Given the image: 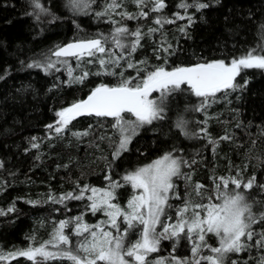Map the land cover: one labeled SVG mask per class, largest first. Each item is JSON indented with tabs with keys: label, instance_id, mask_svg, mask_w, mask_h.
Segmentation results:
<instances>
[{
	"label": "trees",
	"instance_id": "16d2710c",
	"mask_svg": "<svg viewBox=\"0 0 264 264\" xmlns=\"http://www.w3.org/2000/svg\"><path fill=\"white\" fill-rule=\"evenodd\" d=\"M84 3L82 12L75 0H0V254L14 255L0 264H78L69 257L82 254L88 231L110 229L104 206L93 207L92 189L116 183L121 208L132 193L124 176L160 156L177 168L157 226L203 217L208 205L238 196L247 232L219 263L264 264V68L234 65L264 57V0ZM90 38L100 44L89 53L52 55ZM210 63L237 66L231 83L203 93L168 87L158 115L135 126L118 155L120 120L136 116L63 115L99 87L138 88L157 71ZM62 117L68 123L60 127ZM114 223L129 249L141 225L121 215ZM196 231L167 228L138 264L173 257L210 264L217 241L204 233L197 242ZM31 249L50 254L30 259Z\"/></svg>",
	"mask_w": 264,
	"mask_h": 264
},
{
	"label": "rangeland",
	"instance_id": "374dc122",
	"mask_svg": "<svg viewBox=\"0 0 264 264\" xmlns=\"http://www.w3.org/2000/svg\"><path fill=\"white\" fill-rule=\"evenodd\" d=\"M75 3L76 5H72L75 6L73 9L76 11L81 10L84 12L88 8L84 0H75ZM120 34L121 32H118L115 36L121 37ZM54 60L57 63L65 61L59 58ZM249 64L264 68V57L245 58L234 65L246 66ZM162 72L163 70L152 73L144 83L157 78ZM162 91L163 93L157 99H154ZM169 91L163 87L160 88L154 95L153 102L151 99H145L144 97L145 113L143 116L120 120L122 123L118 127L121 138L116 151L117 155L125 149L126 138L128 140L130 132L136 130L135 126L150 123L158 115L159 104H166ZM67 123L68 119L62 117L59 126H65ZM133 123H136V125H133ZM176 168L177 163L174 158L160 156L148 164L130 171L124 176L123 181H127L131 185L132 193L125 206L121 208L117 207L114 202L116 196L114 186L116 183L108 182V187L97 190L92 189L93 207L96 205L104 206L108 215L107 225L110 226V229L97 225L96 229L88 231V239L80 245L83 250L82 254L73 252L71 254L74 258H69L78 264H138L149 252L157 249L158 239L167 228L174 234L184 229L187 232L197 230V242L203 241L204 233H212L217 243L214 246H209L208 250L210 252L207 258L210 264H220L221 258L223 260L231 251H238L242 246L243 235L247 232L248 226L245 209L238 196L221 199L222 201L220 200L217 205H208L203 217L196 216L190 221L180 218L172 223L169 222L168 218H165L163 224L157 226L159 220H161L162 209L169 195L171 179ZM119 215L126 221H134L135 224L141 225L139 239L129 249L123 247L126 236L124 229L119 230L120 227L117 226L116 232L111 230L116 217ZM88 228L91 229V227ZM51 253H53L52 250ZM42 254H50V250L31 249L25 252V255L30 259L43 256ZM12 257L14 255L0 254V260H8ZM159 264L183 263L179 258L173 257L172 263L160 260Z\"/></svg>",
	"mask_w": 264,
	"mask_h": 264
},
{
	"label": "water",
	"instance_id": "95a60500",
	"mask_svg": "<svg viewBox=\"0 0 264 264\" xmlns=\"http://www.w3.org/2000/svg\"><path fill=\"white\" fill-rule=\"evenodd\" d=\"M99 44L98 38L74 40L54 49L52 55L74 57L97 49ZM235 72V66H226L222 63L177 67L138 88L99 87L83 100L68 107L63 115L67 118L87 115L113 117L125 112L142 116L145 113L142 97L153 93L163 85L183 83L197 92L213 91L229 85Z\"/></svg>",
	"mask_w": 264,
	"mask_h": 264
},
{
	"label": "flooded vegetation",
	"instance_id": "af4514ba",
	"mask_svg": "<svg viewBox=\"0 0 264 264\" xmlns=\"http://www.w3.org/2000/svg\"><path fill=\"white\" fill-rule=\"evenodd\" d=\"M170 71V70H169ZM166 72H168V71H163L162 73H160L158 76H161V75H163L164 73H166ZM157 76V77H158ZM152 80H154V79H152ZM152 80H150V81H152ZM150 81H148V82H150ZM147 82V83H148ZM179 84H183V83H175V84H167V85H164V86H161V87H159L156 91H154L153 93H151V94H148V95H145V96H143L142 97V102H143V104H145V99H147V98H149V99H151V101L153 102V97H154V95L158 92V90L160 89V88H165V89H168V87H170V86H173V85H179ZM144 97H145V99H144Z\"/></svg>",
	"mask_w": 264,
	"mask_h": 264
},
{
	"label": "bare ground",
	"instance_id": "6f19581e",
	"mask_svg": "<svg viewBox=\"0 0 264 264\" xmlns=\"http://www.w3.org/2000/svg\"><path fill=\"white\" fill-rule=\"evenodd\" d=\"M75 7V6H74Z\"/></svg>",
	"mask_w": 264,
	"mask_h": 264
}]
</instances>
